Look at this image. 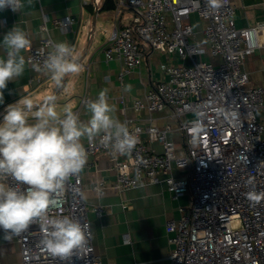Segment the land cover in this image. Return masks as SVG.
<instances>
[{
    "label": "built area",
    "instance_id": "built-area-1",
    "mask_svg": "<svg viewBox=\"0 0 264 264\" xmlns=\"http://www.w3.org/2000/svg\"><path fill=\"white\" fill-rule=\"evenodd\" d=\"M113 14V28L102 48L106 60L120 59L124 71L132 70L144 61L142 45L175 56L143 99L132 100V110L135 115L170 110V119L182 134L183 151L178 153L168 138L171 123L140 125L125 118L122 123L139 138L130 157L114 154L99 138L85 142L87 153L109 156L120 194L156 183H164L174 197L191 192L189 205L165 223L169 264H264V201L254 205L245 196L252 190L264 191V125L256 116L264 111V86L249 85L244 69L246 58L264 47L258 38L264 24L236 27L232 0H224L218 11L207 0H114ZM192 14L204 22L200 38ZM71 23L64 17L53 26L67 31ZM40 30L46 36L26 49V62L37 73L42 72L33 65H42L56 44L44 22ZM222 109L235 113L236 120L225 119ZM152 142L160 143L162 151L148 146ZM174 169L188 173L176 178ZM137 170L140 181L134 184ZM104 186L97 182L92 189L101 194ZM55 198L51 216L68 215L90 224V210L97 216L104 212L103 206L88 209L84 203L80 174ZM42 237L39 225L13 237L19 246L17 264H101L91 239L70 260L61 261L43 248Z\"/></svg>",
    "mask_w": 264,
    "mask_h": 264
},
{
    "label": "crops",
    "instance_id": "crops-1",
    "mask_svg": "<svg viewBox=\"0 0 264 264\" xmlns=\"http://www.w3.org/2000/svg\"><path fill=\"white\" fill-rule=\"evenodd\" d=\"M232 3L235 6L236 27L264 24V0H232ZM106 5V0H99L96 4L94 0H33L31 6L26 4L20 12H12L10 9L0 11V41L7 31L17 25L29 34L31 43L37 45L46 36L40 30L44 22L52 40L55 43L68 42L74 46L78 60L82 63L83 70L78 74L77 81L75 74L65 78V81H69L65 85L62 99L73 110L79 108L82 122L86 123L90 118L86 107L88 101L97 98L101 89L109 88V99L116 105L115 115L120 122L125 118H134L140 125L152 123L162 127L165 123H171L173 130L169 132L168 138L176 151L181 153L182 134L175 128L176 122L170 119V110L152 113L141 111L136 115L132 110V100L143 99L153 82L163 76V66L168 61H176L175 56L151 52L147 46L142 45L144 61L132 70L124 71L120 59L106 60L102 48L114 24V19L111 21L107 18L109 15L114 17L113 8H107ZM64 17L72 20L67 31L53 26V21ZM191 21L200 38L204 22L194 14L191 15ZM124 22L122 20L121 24ZM258 38L264 40V32H259ZM21 55L25 58V70L20 77L7 84L3 103H0V120L7 106L21 97L29 96L38 104L47 94L55 91V84L48 74L31 70L26 62V50ZM0 57L6 58V50L2 46ZM203 58L217 60L209 55ZM244 69L249 77V85L264 86V47L246 58ZM126 85H131L130 91H125ZM83 98L85 101L81 103ZM256 116L264 125V111H257ZM148 146L156 152L162 151L158 142L149 143ZM187 173V169L173 170L176 178L184 177ZM80 175L83 200L88 209L97 205L104 207L101 216L91 210L87 213L92 245L101 257V264H169L171 245L168 243L165 223L171 218H177L179 209L189 205L191 192L174 197L164 183H156L120 194L114 186L112 161L102 153L95 156L88 154V162ZM97 182L105 185L101 194L92 189V185ZM3 235V230H0V264H17L20 257L18 243L14 238L3 240Z\"/></svg>",
    "mask_w": 264,
    "mask_h": 264
},
{
    "label": "clouds",
    "instance_id": "clouds-1",
    "mask_svg": "<svg viewBox=\"0 0 264 264\" xmlns=\"http://www.w3.org/2000/svg\"><path fill=\"white\" fill-rule=\"evenodd\" d=\"M223 2L207 0L214 11ZM26 4L31 6L33 0H0V11L20 12ZM0 46L6 50V58L0 57L3 103L8 82L24 73L25 58L21 53L31 46V39L25 30L14 25L3 35ZM33 69L48 74L59 90L65 87V78L79 74L83 66L75 47L62 41L53 46L42 65H33ZM130 89L131 85L125 86V91ZM57 100L56 91L38 104L29 96L21 97L7 106L0 120V230L4 233L2 239L10 241L39 225L43 248L52 257L67 261L89 243L91 225L68 215L51 216L50 209L56 206L55 197L63 192L66 183L85 169L88 153L83 141L91 144L99 138L114 154L130 157L139 138L116 117L109 88L101 89L97 98L88 101L90 118L86 123L70 105L58 111ZM221 112L229 121L237 118L227 109ZM138 181L139 170L133 183ZM245 196L254 205L264 201V191L252 190Z\"/></svg>",
    "mask_w": 264,
    "mask_h": 264
},
{
    "label": "rangeland",
    "instance_id": "rangeland-1",
    "mask_svg": "<svg viewBox=\"0 0 264 264\" xmlns=\"http://www.w3.org/2000/svg\"><path fill=\"white\" fill-rule=\"evenodd\" d=\"M127 12H128V11H127ZM127 12L124 13L125 16H128V13H127ZM107 18H108V20H111V21L114 19V17H113V16L110 17V15L107 16ZM192 25H193L194 27H196L194 24H192ZM194 27H193V28H194ZM110 29H111V28H110ZM194 30H195V29H194ZM197 37H199V36L197 35ZM78 77H79L78 74H75V81H77ZM61 99H63V94H59V96H58V100H61ZM63 101H64V100H63ZM64 105H65V104H60V105H58V109H57V110L60 111Z\"/></svg>",
    "mask_w": 264,
    "mask_h": 264
},
{
    "label": "water",
    "instance_id": "water-1",
    "mask_svg": "<svg viewBox=\"0 0 264 264\" xmlns=\"http://www.w3.org/2000/svg\"><path fill=\"white\" fill-rule=\"evenodd\" d=\"M93 25H94V23H93ZM79 63L82 65L81 61H79ZM68 81H69V80H66V81H65V85L68 83ZM64 88H65V87H64ZM64 88L59 89V90H56V89H55L57 96H59V94H63ZM57 103H58V105H60V104H64L65 101H63V100L61 99V100H57Z\"/></svg>",
    "mask_w": 264,
    "mask_h": 264
},
{
    "label": "trees",
    "instance_id": "trees-1",
    "mask_svg": "<svg viewBox=\"0 0 264 264\" xmlns=\"http://www.w3.org/2000/svg\"><path fill=\"white\" fill-rule=\"evenodd\" d=\"M106 1H108V5H106V7L107 8H114V2H113V0H106Z\"/></svg>",
    "mask_w": 264,
    "mask_h": 264
}]
</instances>
